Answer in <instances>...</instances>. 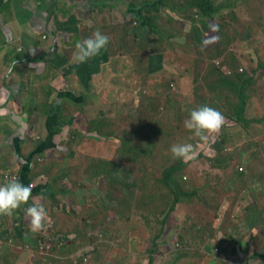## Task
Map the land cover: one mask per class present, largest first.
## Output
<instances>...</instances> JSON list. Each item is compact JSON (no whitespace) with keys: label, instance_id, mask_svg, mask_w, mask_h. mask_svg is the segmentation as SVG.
Returning a JSON list of instances; mask_svg holds the SVG:
<instances>
[{"label":"rangeland","instance_id":"1","mask_svg":"<svg viewBox=\"0 0 264 264\" xmlns=\"http://www.w3.org/2000/svg\"><path fill=\"white\" fill-rule=\"evenodd\" d=\"M168 1L169 7L174 8L176 3L173 5L171 0H120L132 3V7L140 5V8L161 3L160 8L166 12ZM177 2L179 6L175 14L187 22L177 23V19L174 21V18L163 12L158 15L160 19L156 24L161 26V34L164 32L165 37L150 38L146 49L150 57L144 66L136 64L137 61L128 55L127 48L123 47H127V44L123 40L130 37L124 29H119L121 23H115L117 20L110 16V24L103 33L107 31L113 36H107L109 43L103 52L104 57L94 58V63H101L110 53L108 78L104 73L98 75L96 71L91 82L93 88L87 91L93 93L101 89L100 98L93 97V105L89 104L91 97L87 96L89 100L86 104H76V100H69L65 111L69 114L75 110L80 111V115L76 113V121L83 124L87 131H92V134L86 136V133L67 128L59 133L60 136L51 130L43 132V135L46 134L45 140L51 136L49 144L43 151H39L38 147L31 151V155L34 154L32 158L26 156V166H34L27 175L29 182L36 181V186L42 189L48 182L51 193L56 189L63 191L65 185L72 186L73 193L70 195H73V201L71 203L64 199L66 196L61 194L64 192L56 193L54 198L41 192V197L46 200L42 204L46 205L51 222L40 232L31 230L29 218L25 214V209L34 202L29 200L27 205L21 206L18 224L13 223L12 226L17 225V232L27 234L26 238L22 236L21 245L24 251H28L24 253L28 257L31 255V258L23 264H147L148 251L154 247L157 252L153 264H235L242 255L245 260V255L249 257L254 253L253 248L263 257L264 69L259 68V64H264V0H214L217 6L226 4L225 8L214 19L202 18L204 21L194 26L190 22L195 23L201 17L193 11L191 1ZM126 28L131 31L133 26L126 24ZM80 29L83 39L92 37L96 31L101 32V27L95 25L89 29ZM247 30L248 35L244 37ZM147 33L145 30L143 35L147 36ZM81 36L78 38L81 39ZM236 42L237 46L230 51ZM197 56L201 58L202 64L191 75L190 70L194 69L191 59ZM182 61L188 69L182 72L184 77H179V63ZM228 64L237 67L239 71L241 69L242 75L246 71L255 74L253 85L244 92L247 99L244 118H241L239 125L225 119L222 130L202 140L186 129L184 122L192 110L202 106L205 95L209 98L207 85L216 78L213 75L206 78L212 65L227 74ZM5 66L7 68L8 63ZM165 72L171 73L176 82L170 81L169 84V80L163 77ZM79 77L85 80L87 76L80 73ZM143 77L147 79V84L142 83ZM30 78L32 83L28 82V85L33 90L28 91L26 88L27 95H20V101H24L25 97V101L32 107L45 104V108L51 105L55 95L51 98L50 90L45 91V95L39 93L35 87V83L39 82H36L33 75ZM60 78L62 73L52 75L46 71L38 79L40 83L47 81L54 85ZM64 78L69 81V74ZM216 95L221 110L228 111L226 104L234 98L226 99L224 95ZM208 104L214 108L212 103ZM1 109L0 114H4ZM40 115L45 116L43 111ZM141 128L140 138H137ZM38 134L41 135L40 132ZM9 135L0 140V149L3 145L16 146L17 139L14 137L9 142L7 138L12 137ZM127 137H130V141L136 139L133 144L137 148L150 145L151 160L147 154L131 156L123 150L121 142ZM39 138L35 137L36 140ZM62 138L65 139L64 150L61 149L64 147ZM87 140L93 145H87ZM40 143L45 146L42 140ZM183 143L194 145L197 155L195 159L186 162L187 165L173 177L176 183L173 189L186 193L181 202L176 205L174 203L171 208L174 196L165 189L161 193L157 192L158 196L162 195V201L141 208L144 215L151 207L159 208L157 218L151 216L145 219L134 206L131 212L129 207L133 203V196L136 197V204H143L146 201L145 193L158 191L164 170L176 159L170 152L171 146ZM126 145L124 143L127 148ZM129 147L132 148V145ZM68 152L71 156H67ZM113 161L122 165L116 166L114 178L131 186L132 195L124 189L119 190L123 196L119 191L109 193L111 190H107L108 187L116 189L121 184L117 186L109 180L105 183L104 175H93L97 168L105 171L108 166L111 167ZM50 165H53V170L48 168ZM41 166L48 168L45 173L50 172L51 177L38 173ZM64 172L67 175L70 173L72 183L61 177ZM12 177L6 175L8 181ZM56 178L58 180L54 183ZM96 185L102 189L100 193L90 191ZM120 188L125 187L121 185ZM57 197L64 200L54 201ZM36 200L35 203H40L39 198ZM166 214H169L168 220L165 219ZM164 219L166 225L160 232ZM255 225L258 230H252ZM228 233L241 240L240 246L230 241ZM157 234L158 238L152 241ZM3 237L4 233H0V241L7 242L8 234H5L6 238ZM13 237V241L9 240L11 245L18 246V238ZM43 238L52 241L48 243ZM256 260L253 259L250 264H264Z\"/></svg>","mask_w":264,"mask_h":264},{"label":"crops","instance_id":"2","mask_svg":"<svg viewBox=\"0 0 264 264\" xmlns=\"http://www.w3.org/2000/svg\"><path fill=\"white\" fill-rule=\"evenodd\" d=\"M177 1L178 0H171L173 5L176 3V7L179 6V2ZM7 3L11 4L5 6ZM169 3L168 1L167 4ZM132 6V3L127 4L120 2V0H3V2L0 3V50L4 49L0 52V56L8 59L5 60L6 64L11 61V59L14 60V58L17 57L19 59L24 58L21 63V70H23V73L26 72V75L22 76L19 82L10 85L11 90H9L7 94H5L6 85H3V81L0 80V108H2L1 111L4 112V114H0V140H3L6 135L11 134L12 137L17 139L16 144L18 145L17 147L14 144L6 147H3V145L2 147L6 149L2 147L0 149V186L8 182L6 175L9 174L10 176L18 177L19 182L25 186L33 185L32 198L30 199L32 202L35 203L37 198L40 199V203L46 202V200L41 197V192L45 191V187L42 189L40 186H36L37 182L34 180H30L28 184L21 181L22 164L26 165V156L29 158L31 151L36 150L37 147L39 151L45 149L46 146L41 145V140L43 142L51 141V136L46 140L44 139L46 134L43 135V132L45 133L51 130L53 134L55 133L57 136H60L59 133L66 128L70 131L81 132L82 134L87 132V130L83 131L79 128L77 129L73 125V123L79 122L76 121V113L80 115V111L75 110V112L70 114L65 112L68 107V101L76 100V104H86L85 102L89 100L86 98L87 96L91 97V103L89 104L93 105L91 101L92 98H100L99 95L101 94V89L93 93L87 92L88 89L93 88L91 82L94 80L95 73L96 71L98 75L104 73L108 78V70L111 67L110 53L101 63H94V58L99 59L104 57L103 52L105 49L101 50L98 56L86 62L80 63L76 61L75 53L77 49L75 45L78 41L82 42L86 39L85 37L84 39L82 38V30L80 28L86 27V29H89V27L95 25V27H101V33L103 35L111 38L113 34H108L107 31L105 34L103 33L105 27H108L110 24V16L111 19L113 17L115 21L117 20V22L113 20L115 23H121L119 24V29L123 30L126 20L134 16L133 14L137 7ZM167 13L168 12H166V15H168ZM107 20L108 22H106ZM80 36L81 39L78 38ZM115 37H117V34ZM1 65L2 63L0 64L2 68ZM3 67L6 68L5 63ZM46 71H49L52 75H59V73H62V78L54 85L51 83H40L41 81H38L39 83H35L36 89L39 93H42V95H45V91L50 90L52 92L51 98L55 95V90H58L57 92H59V94L56 100L53 98L55 101L51 105H47L43 108L45 104H42L43 106L39 104L36 106L37 109L33 110L35 106L32 107L29 105L28 107L25 97L24 101H20L19 91L22 90V88L25 89L23 87V82H28L31 79L30 76L33 75V78L37 79L44 75ZM2 72H0V76ZM80 73H84L87 76L85 80L79 77ZM68 74L69 81H66L64 76L67 77ZM57 78H59V76ZM27 79L29 80L27 81ZM87 82H89V84H87ZM27 87L28 91L31 89L33 90V88H29V86ZM11 94H14L15 98L12 101H6L7 97H10ZM35 95H37V93H35ZM82 100L85 101L83 102ZM30 101H32V99H30ZM22 102H26V106H24ZM102 102L103 101H100L99 103ZM6 107L7 109H3ZM55 107L56 113H54ZM29 108L31 110H27ZM76 108L79 109L78 105ZM12 111L15 115L21 117V123L16 122L12 118ZM42 111L45 116H39ZM70 120H72L73 123H70ZM22 123H24V125ZM20 127L25 131L24 135L18 134ZM38 132H40L41 135H39ZM23 136L25 138L24 141ZM37 136L41 139L39 143L35 140ZM64 142L65 139L62 138V144L64 145V147H61L62 150L65 148ZM87 143V145H93L90 140H87ZM18 150L22 154L21 157L18 154ZM43 154L46 156L45 152ZM20 161L23 163H20ZM48 168L54 169L53 165H50V167L48 166ZM48 168L41 166L38 173L42 171L46 172ZM26 171L28 175L32 170L28 167ZM61 191L58 190V193H61ZM70 193H72V191L67 194H61L66 196L63 197L64 199H68L72 203L73 195H70ZM63 198L58 199L57 197L55 201H63ZM45 206L44 204V207ZM21 211L22 209H18L11 217L0 215L4 217L0 218V233H4V237L6 233L8 234V237H5L6 240H8L7 242L4 243L0 241V261L2 264H23V262L29 261L31 258V255L28 257L25 254L28 251H24V247L21 245L23 244L22 236L26 238L27 234L17 232V225L12 226L13 223L18 224ZM13 236L18 238V246L11 245L9 240L13 241ZM24 243H27L26 240H24ZM14 250L17 252L14 253Z\"/></svg>","mask_w":264,"mask_h":264},{"label":"trees","instance_id":"3","mask_svg":"<svg viewBox=\"0 0 264 264\" xmlns=\"http://www.w3.org/2000/svg\"><path fill=\"white\" fill-rule=\"evenodd\" d=\"M187 1H191V6L193 8V11L195 12V14H197L198 16L201 17V19L199 21H196L195 23H193V21L191 20L192 22H190V23H192L193 26H194V24H196L198 22L204 21L202 18H205V19L208 18L210 20L214 19V16L217 13H220L222 8H225V6H226V4L225 5L224 4H220L219 6L215 5L214 0H187ZM143 2H145V4H146V1H143ZM160 4L161 3L155 4L154 6H151L149 4V5H146L144 8H140L139 7L140 5H136V7L138 6L139 9L136 8V10L134 11V14H133L134 16L131 17V18L129 17L126 20L125 25H124V30L126 31V33H128L126 35H128V37H130V38H126V39L123 40L124 43L127 44V47L126 46H123V47L127 48L128 53H129L128 55L131 56V59L132 58L135 59L137 61L136 62L134 60L136 62V64H139L140 66L146 65L147 64V60L150 57V54H148V51L146 50L148 48L147 45H148V43L150 41V38L153 37V36H156L159 39H162V38L165 37L164 32L161 34V32H162L161 29H160L161 26L159 24H156L157 20L160 19V17H158V15H160V13H162V12H163L162 14H164V13L166 14V10H162L160 8ZM165 6H166V9H167L169 17L171 16L172 18H174V21L177 19V23H180V22L185 23V22H187V20L185 18L180 17V16L175 14L176 11H178V7L174 6V8H171V7H169V4H166ZM126 24L130 25V26H133V29L131 31H129L126 28ZM193 26H192V28H193ZM212 29H213L214 34H215L216 33L215 29L214 28H212ZM145 30H147V32H148L147 36L143 35V32ZM244 35H245L244 37H246L248 35V30L245 32ZM235 46H237V42L230 48V51H233ZM113 57H115V55H113ZM191 62H192V66L194 67L193 70H190L191 71V75H192V73L194 72V70H196L198 65L202 64V60H201V58H199L197 56V57L191 59ZM179 64H180L179 70L181 72L179 74V77H184L182 72L185 69H188V68H186L187 64L183 65L184 61H182ZM226 66H227V69L229 71V74H224L223 72H221L222 70L219 67H216L215 65H212V67L207 72V77L206 78H209V76H211V75H213V77H216V78L214 79V81L210 82V85H207V91L209 93V98H207V96L205 95V97L203 98L202 106H209L210 107V104L206 105V103H212V105L214 106V109H216L219 112H221L223 114V116L225 117L227 122L230 121L232 123H235V124L239 125L240 121H242L241 118H244V113H245V109H246V106H247V99H245L244 92L246 90H248L253 85L254 80H255V78H254L255 74H254L253 71H246L245 73H243L245 75H242L241 72L239 71V69L237 67H234L232 64H228ZM259 68L264 69V64L260 63L259 64ZM148 73H150L149 70H148ZM163 77H164V79L166 77L169 80V84L171 82L172 83L176 82L175 77L169 72H165ZM28 80L29 79H27V81ZM38 81H41V80L37 78L36 82H38ZM28 82H31V79ZM28 82H23V84H24L23 87L25 89L28 88L27 86H29ZM143 82L147 84V79L144 78V77H143L142 83ZM25 89L22 88V90L19 91L20 92L19 94L23 95V96H26L27 94H25V93H27V91ZM217 93H218V95L220 97H222L224 95L226 97V99H228L230 97L234 98V99L229 100L227 102V104H226V108L228 109V111L221 110V108L219 107V103H218L219 100L216 101V99H217V95L216 94ZM202 97L203 96H201V98ZM26 102H22L24 104V106H26ZM36 109H37L36 107L33 108V110H36ZM27 110H31V109L29 108ZM73 125L77 129L79 128V129H81L83 131L86 130L84 125L81 124L80 122H78V124L75 122V123H73ZM224 126H225V124L223 125V127ZM222 128H221V130H222ZM141 132H142V128H141L140 132L138 133V135L136 136L137 138H140ZM89 133L92 134V131H87L86 132V134H89ZM86 138L88 139V137H86ZM135 141H136V139H135ZM135 141H130V137H127V139H124L121 142V148L123 150L125 149L128 152V154L131 155V156H141V154L146 156V154H147V157L149 155L148 159L151 160L152 153L149 152L150 151V145H148L145 148H137V145L133 144ZM124 143H127V145H126L127 148L124 146ZM44 144H45V146H47L49 144V142L46 141V142H44ZM129 145H132V148L129 147ZM68 155L71 156V153L68 152L67 156ZM200 157H201V154H200ZM113 162L114 163H111L112 166L111 167L108 166V168L105 171H103L104 169H102V168H97L96 171H94L93 175L97 176V177H101V175H104V178H106V179H104L103 182L106 183V180H109L110 183H112V184H116L117 186H118V184H121L122 186L125 187V188H120L121 185H119L118 188H116V189H114V187L113 188L111 187V189H110V187H108L107 190H111V191H109V193H116L120 189L121 190L124 189L127 193L132 195V193H131L132 187L131 186H128V184H123V182H120V179L117 180L116 178H114L113 171L116 169V166L117 165L118 166H122V165L118 161H113ZM185 165H187V163L184 162L183 160L175 159V161L172 164H170L168 167H166V169L163 172V176H162L163 178H161L159 180V182H161V184L164 185L165 187H163L162 185L161 186L159 185L160 186L159 188H161V189H159L157 187L158 191H153L151 193H145L144 196L146 198L145 199L146 201L143 204H139V203L136 204V202H135L136 197L133 196V198H132L133 199V203L130 205L129 210L131 209V212H132L133 211L132 207L134 206V207H136L135 208L136 210L137 209L140 210L141 214H143L142 210H141L142 207H147V205H149V203L152 206L153 204L162 201L161 198H160V197H162V195L158 196L157 192L161 193L163 190L165 191V189H166V191L169 192V194H170V192H172V194L174 196L172 198L173 202H172L171 208H173V204L174 203L176 205L179 202H181L182 197L185 196L186 193L185 192L179 193L180 191L179 190H174L172 186L176 185V183L174 182V179H173V177L175 176V173L178 172ZM46 174H47L48 177H51L50 176L51 175L50 172H48ZM61 177L63 179L69 180L70 182L72 180L70 173L67 175V172H64V174L61 175ZM58 178L60 179V177H58ZM100 179H102V178H100ZM56 180H58V179L57 178L54 179L53 182L55 183ZM173 182H174V184H173ZM44 186H45L46 189L43 192L45 194H47L48 196L54 198L55 194L58 193L57 189H56L57 191L54 190L55 192L51 193V190H50L51 185H49L48 182H46ZM65 187L66 188H64L63 191H61V192H64V194L73 191L72 188H71L72 186L69 187L68 185H65ZM47 188H48V190H47ZM99 188H100V186L96 185V186H93L90 189V191H93L94 193L99 191L97 193H100L102 189L100 190ZM120 193H121L122 196L124 195L122 192H120ZM134 194L135 193L133 192V195ZM165 198H167V197H165ZM163 199H164V197H163ZM171 208H170V211H172ZM129 210H128V212H129ZM158 211H159V208H157V207L152 208L151 207V208H149L148 211L145 212V215L143 214V216H144L145 219H150L151 216H154L155 218H157L158 217ZM160 213H162V210H161ZM165 219H167V220L169 219V214H166ZM165 219L163 220V226H162L160 232H162L164 230V226L166 225V223L164 224ZM228 227H227V230H228ZM255 229L258 230L256 225L253 226L252 230H255ZM19 233H22V232H19ZM158 235L159 234L154 235L152 241H154L156 238H158ZM228 236H229V239H230V241L232 243L234 242V243H236L237 245L240 246L241 240H238V239L234 238L233 235L232 234L229 235V233H228ZM42 240L43 241H48V243H50L52 241L49 238H43ZM56 240H57V238H56ZM252 250H254V253L252 252L249 257L245 255V260L243 259L244 255H242V257L239 258V261L237 263H235V264H250L251 261H253V259H257L256 261L264 262V255H263V257L259 256L258 254H260V252L258 250H256L255 248H253ZM156 252H157L156 247L151 248L148 251L149 261H148L147 264H153L154 254H156ZM221 264H234V263H232V262H222Z\"/></svg>","mask_w":264,"mask_h":264},{"label":"clouds","instance_id":"4","mask_svg":"<svg viewBox=\"0 0 264 264\" xmlns=\"http://www.w3.org/2000/svg\"><path fill=\"white\" fill-rule=\"evenodd\" d=\"M109 43V38L100 31L93 33L82 42H78L75 47L76 61L83 63L98 56L101 50L105 49ZM225 117L218 110L201 106L191 111L189 118L184 122V126L194 135L202 140L207 136L218 133L223 127ZM170 152L173 158L188 162L196 158L197 152L194 145L190 143L175 144L171 146ZM32 198V186H25L19 182L18 178H12L6 184L0 186V215L11 217L22 205H27ZM25 214L29 218L30 228L33 232H40L51 222L42 203H33L25 209Z\"/></svg>","mask_w":264,"mask_h":264},{"label":"flooded vegetation","instance_id":"5","mask_svg":"<svg viewBox=\"0 0 264 264\" xmlns=\"http://www.w3.org/2000/svg\"><path fill=\"white\" fill-rule=\"evenodd\" d=\"M2 50H4V49H2ZM2 50H0V52H2ZM23 59L24 58H21V59H19L18 57L17 58H14V60L13 59H11V61H7L8 62V66H7V68H4L3 67V64L4 63H6V61L5 60H8V59H5V57H1L0 56V64L2 63V68L0 67V72H2V75L0 76V80L1 81H3V85H6L5 87H6V89H5V94H7L8 93V91L9 90H11V88H10V85L11 84H13V83H16V82H19V80H21L22 79V76H24V75H26V72H24L23 73V70H21L22 69V65H21V63L23 62ZM15 78V79H14ZM43 83H49V82H47V81H45V82H43ZM11 92V91H10ZM9 92V93H10ZM51 92V91H50ZM51 94H52V92H51ZM51 94H50V96H51ZM58 94H59V92H57L56 94H55V100L57 99V96H58ZM15 98V96H14V94L12 95L11 94V96L9 97H7V99H6V101L7 100H9V101H12L13 99ZM54 100V101H55ZM53 101V102H54ZM83 102L85 101V100H82ZM53 102H51V103H53ZM8 106V105H7ZM10 107H13V106H10ZM3 109H7V107L6 108H3ZM10 136V135H9ZM12 138H14V137H9V138H7V140L10 142L11 140H12ZM36 140V139H35ZM36 141H38L37 143H39V141H40V138L39 139H37ZM34 167V166H33ZM32 167V168H33ZM41 172V171H40ZM41 174L43 175V174H45L46 175V173H45V171H42L41 172ZM41 175V176H42ZM33 190V189H32Z\"/></svg>","mask_w":264,"mask_h":264},{"label":"water","instance_id":"6","mask_svg":"<svg viewBox=\"0 0 264 264\" xmlns=\"http://www.w3.org/2000/svg\"><path fill=\"white\" fill-rule=\"evenodd\" d=\"M12 115V118L16 121V122H18V123H21L20 122V119H21V117L20 116H17V115H15V113L12 111V113H11ZM23 125H24V123H22ZM20 125V124H19ZM18 134H23L24 135V131H23V129H22V127H20V130L18 131ZM23 138H24V136H23ZM18 145L16 144V147H17ZM18 154L19 155H21V153H20V151L18 150ZM34 156V154L33 155H30V158H32ZM20 163H23V162H20ZM22 166H23V168H22V171H21V173H22V177H21V181H23L24 183H29V180L27 179V169H28V167L25 165V164H22ZM32 166H30V168H31ZM26 171V172H25Z\"/></svg>","mask_w":264,"mask_h":264},{"label":"built area","instance_id":"7","mask_svg":"<svg viewBox=\"0 0 264 264\" xmlns=\"http://www.w3.org/2000/svg\"><path fill=\"white\" fill-rule=\"evenodd\" d=\"M240 71H242L241 69H240ZM227 74H229V71L227 70ZM32 187H33V185H31Z\"/></svg>","mask_w":264,"mask_h":264}]
</instances>
